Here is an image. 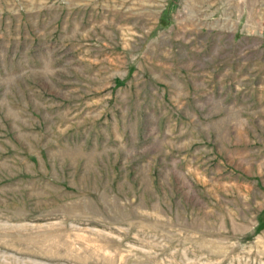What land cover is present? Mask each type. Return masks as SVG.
I'll use <instances>...</instances> for the list:
<instances>
[{
  "label": "rangeland",
  "instance_id": "1",
  "mask_svg": "<svg viewBox=\"0 0 264 264\" xmlns=\"http://www.w3.org/2000/svg\"><path fill=\"white\" fill-rule=\"evenodd\" d=\"M0 264H264V0H0Z\"/></svg>",
  "mask_w": 264,
  "mask_h": 264
}]
</instances>
